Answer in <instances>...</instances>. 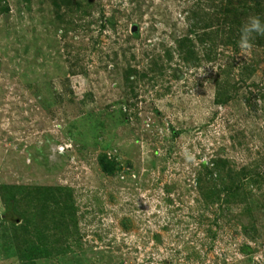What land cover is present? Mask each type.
Instances as JSON below:
<instances>
[{
    "label": "rangeland",
    "instance_id": "374dc122",
    "mask_svg": "<svg viewBox=\"0 0 264 264\" xmlns=\"http://www.w3.org/2000/svg\"><path fill=\"white\" fill-rule=\"evenodd\" d=\"M257 14L0 0V264H264Z\"/></svg>",
    "mask_w": 264,
    "mask_h": 264
},
{
    "label": "clouds",
    "instance_id": "9594fccd",
    "mask_svg": "<svg viewBox=\"0 0 264 264\" xmlns=\"http://www.w3.org/2000/svg\"><path fill=\"white\" fill-rule=\"evenodd\" d=\"M238 45L242 49L251 47V42L255 35L264 36V18L260 15H250L240 27Z\"/></svg>",
    "mask_w": 264,
    "mask_h": 264
},
{
    "label": "trees",
    "instance_id": "16d2710c",
    "mask_svg": "<svg viewBox=\"0 0 264 264\" xmlns=\"http://www.w3.org/2000/svg\"><path fill=\"white\" fill-rule=\"evenodd\" d=\"M2 10H3L4 12H6L8 9H7L6 6H4ZM214 163H215V162H214ZM102 167H103L104 170L109 171V169H108V167L105 165V163H103Z\"/></svg>",
    "mask_w": 264,
    "mask_h": 264
},
{
    "label": "water",
    "instance_id": "95a60500",
    "mask_svg": "<svg viewBox=\"0 0 264 264\" xmlns=\"http://www.w3.org/2000/svg\"><path fill=\"white\" fill-rule=\"evenodd\" d=\"M133 29H135V26H133Z\"/></svg>",
    "mask_w": 264,
    "mask_h": 264
}]
</instances>
